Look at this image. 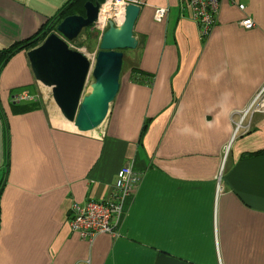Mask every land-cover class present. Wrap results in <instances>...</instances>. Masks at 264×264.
I'll return each mask as SVG.
<instances>
[{"label":"crops","instance_id":"1","mask_svg":"<svg viewBox=\"0 0 264 264\" xmlns=\"http://www.w3.org/2000/svg\"><path fill=\"white\" fill-rule=\"evenodd\" d=\"M68 1L0 0V50ZM138 1V46L95 131L56 125L44 106L13 112L24 90L38 101L29 50L0 68V264H264V114L232 139L264 85V0H222L205 39L185 0ZM248 16L251 29L239 24ZM126 164L141 178L119 235L82 239L72 205L108 199Z\"/></svg>","mask_w":264,"mask_h":264},{"label":"water","instance_id":"2","mask_svg":"<svg viewBox=\"0 0 264 264\" xmlns=\"http://www.w3.org/2000/svg\"><path fill=\"white\" fill-rule=\"evenodd\" d=\"M100 5L99 0L87 1L85 15L65 17L54 32L28 51L35 79L51 89L62 116L80 132L96 130L105 121L120 89L124 50L138 46L134 28L141 6L132 3L121 24L109 21L94 62L70 47L68 41L93 25Z\"/></svg>","mask_w":264,"mask_h":264},{"label":"built area","instance_id":"3","mask_svg":"<svg viewBox=\"0 0 264 264\" xmlns=\"http://www.w3.org/2000/svg\"><path fill=\"white\" fill-rule=\"evenodd\" d=\"M187 7L190 9L193 19L199 27L201 38H207L213 27L217 23L222 0H185ZM234 4L235 0H231ZM132 3H139L138 0H104L101 3L98 17L90 27L92 31L100 36L109 26L112 20L116 25L122 23L125 17L126 7ZM238 7L243 10L244 4L239 3ZM167 8L157 7L155 9V19L161 21L166 13ZM239 24L251 29L255 27V22L251 17L243 18ZM37 96L29 90H24L14 97L16 102L35 101ZM256 113L264 114V85L259 89L247 107L240 110L235 122L232 139L246 134L252 129V117ZM230 143L225 147V158L229 151ZM223 164L219 171L218 181L221 179ZM141 174L137 173L131 164H126L118 171L116 180L112 187L111 196L108 199H91L85 203H74L71 207L69 217V226L73 232L87 241H92L101 233H108L112 236L119 235V222L124 214V202L126 197L135 193L140 182ZM218 184V192L220 191Z\"/></svg>","mask_w":264,"mask_h":264},{"label":"trees","instance_id":"4","mask_svg":"<svg viewBox=\"0 0 264 264\" xmlns=\"http://www.w3.org/2000/svg\"><path fill=\"white\" fill-rule=\"evenodd\" d=\"M87 1L89 0H69L54 17L50 18L48 22L43 25V27L37 33L24 41L14 43L10 47L0 50V68L4 66L16 52L20 50H30L38 46L51 32L56 30L57 25L65 17L70 15H85L84 6ZM99 2L102 3L104 0H99ZM142 74L143 73H141L138 69L132 68L131 79L135 81H141L142 78H144ZM40 106L42 105H40L37 101L29 103L18 102L14 103L12 110L15 113L21 114L39 109ZM145 127L146 124L144 125V128Z\"/></svg>","mask_w":264,"mask_h":264},{"label":"rangeland","instance_id":"5","mask_svg":"<svg viewBox=\"0 0 264 264\" xmlns=\"http://www.w3.org/2000/svg\"><path fill=\"white\" fill-rule=\"evenodd\" d=\"M55 31V30H54ZM53 31V32H54ZM71 48L79 50L83 52L91 61H95L96 55L99 50L100 45V35L89 27L88 29L83 30V32L79 35V37L74 41H68ZM134 49H126L124 50L125 54L129 56ZM128 66V58L125 56L124 65L121 73V79H123L124 72ZM92 82V77H89L88 85ZM40 89V90H39ZM36 90L38 93V103L44 106L50 114H58V120H65L62 116L56 102L53 99L52 91L49 87H46L41 84L40 88ZM56 119L55 117H53ZM98 132V130H97Z\"/></svg>","mask_w":264,"mask_h":264},{"label":"bare ground","instance_id":"6","mask_svg":"<svg viewBox=\"0 0 264 264\" xmlns=\"http://www.w3.org/2000/svg\"><path fill=\"white\" fill-rule=\"evenodd\" d=\"M54 119V118H53ZM54 123L56 124V125H60V126H63V127H66V128H70V129H72V130H76V131H78L77 130V128L75 127V125H74V123H72V122H69V121H67V120H57V119H54ZM92 131H95V130H92ZM92 131H87V132H92Z\"/></svg>","mask_w":264,"mask_h":264},{"label":"flooded vegetation","instance_id":"7","mask_svg":"<svg viewBox=\"0 0 264 264\" xmlns=\"http://www.w3.org/2000/svg\"><path fill=\"white\" fill-rule=\"evenodd\" d=\"M102 36H100V39H101Z\"/></svg>","mask_w":264,"mask_h":264}]
</instances>
